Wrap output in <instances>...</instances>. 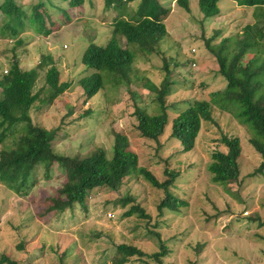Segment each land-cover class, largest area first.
Segmentation results:
<instances>
[{
    "label": "rangeland",
    "instance_id": "1",
    "mask_svg": "<svg viewBox=\"0 0 264 264\" xmlns=\"http://www.w3.org/2000/svg\"><path fill=\"white\" fill-rule=\"evenodd\" d=\"M14 1L28 14L42 1L39 14L44 23L37 27L26 23L19 36L20 46L15 40L0 38V75L9 70L13 54L24 71L37 65L41 55L50 54L60 82L71 83L49 105L36 102L28 112L32 124L48 131L57 129L51 143L54 153L85 157L103 148L110 157L113 133H120L137 155L139 168L159 182L167 180L166 172L176 175L168 192L186 205L179 212H160L165 191L134 173L118 192L105 188L91 191L85 209L74 205L62 213L50 212V200L65 183L66 175L61 165L54 164L47 177L40 165L25 196L0 182V258L7 256L19 264H115V248L126 244L147 256L129 257L124 264H264V160L250 144L256 135L238 116L240 107L223 98L226 82L206 47L214 49L227 40L230 50L243 37L245 27L252 26L259 46L244 55L243 63L259 57L257 65L263 66L261 1L239 6L237 0H219V14L205 20L198 0H187L190 12L177 0H158L168 14L162 20L167 36L157 52L146 53L136 45L119 43L133 54L129 85L115 86L112 76L101 72L103 88L90 99L78 83L90 73L81 62L84 51L89 44L106 45L114 21L132 16L140 0L128 3L123 15L106 10L104 0H83L75 9L68 7V0ZM1 21L0 14V25ZM162 58L169 64L171 78L165 98L168 124L157 147L137 131L134 111L138 107L144 116L160 115L155 94L143 85L146 81L160 85L165 76ZM193 61L195 67L190 66ZM43 75L36 81L34 93L43 88ZM259 80L261 87L253 100L264 106V71ZM197 101L209 103L212 121L201 122L194 148L183 153L179 142L170 137L171 122ZM25 130V123L13 126L0 150L13 148ZM222 136L235 137L240 144L239 175L227 184L215 183L209 171L212 154L227 152L220 143ZM134 207L148 217L136 211L127 216ZM156 234L167 250L159 262L148 257L160 251Z\"/></svg>",
    "mask_w": 264,
    "mask_h": 264
},
{
    "label": "trees",
    "instance_id": "2",
    "mask_svg": "<svg viewBox=\"0 0 264 264\" xmlns=\"http://www.w3.org/2000/svg\"><path fill=\"white\" fill-rule=\"evenodd\" d=\"M133 1L104 0V8L123 15L127 4ZM259 1L260 7H264V0ZM82 2L83 0H68V7L75 9L82 6ZM218 2L219 0H198V8L203 19H210L219 14ZM177 3L186 12H190L187 0H177ZM237 3L239 6L252 5L250 0H237ZM43 7V2L39 1L28 14L14 0H3L0 4L2 16L0 38L15 40L16 46L22 45L19 36L24 31L26 23L35 27L44 23L39 14ZM167 14L168 10L158 0H140L132 16L126 15V19L114 21L111 37L106 45L87 46L81 62L90 73L78 82L86 99L92 98L103 88L101 72H108L115 86L119 87L124 82L129 85L133 72V54L120 44L125 41L136 45L142 52L156 53L159 44L167 36L162 21ZM63 15L69 18L64 11ZM251 30L252 26H246L243 37L235 41L230 50L226 45L227 40H222L214 49L208 44L206 47L214 55L218 73L226 82V87L222 91L223 98L240 107L238 116L251 126L256 135L250 140V144L264 160V106L253 100L261 87L259 77L264 71V65H257L259 57L250 58L243 63L244 55L253 47L259 46ZM162 59L165 76L160 85L157 87L150 81L143 85L155 94L160 115L144 116L141 113L142 109L138 107L134 111L137 131L141 137L154 141L157 147L160 146L159 138L168 124V106L165 98L171 78L169 64L165 58ZM41 73L44 74L43 88L34 93L36 81ZM70 85V82H60V72L50 54L41 55L38 64L28 71L20 68L18 58L13 54L9 70L0 75V144L13 126L25 123L26 130L18 136L13 148L0 150V182L15 194L25 196L33 186L32 176L38 166L44 167V173L48 177L53 165L59 164L64 169L66 181L58 190L56 197L50 200L51 206L48 209L50 212L62 213L66 209H73L74 205H80L85 209V201L94 189L105 188L111 192H118L124 180L136 173L152 187L165 191V199L159 205L160 212L164 209L179 212L181 206L186 205L185 202L179 201L168 192V187L172 185L176 175H168L166 172L167 180L159 182L150 172L139 168L137 155L130 150L127 138L120 133H113L110 157L103 148H98L85 157H68L54 153L51 143L57 129L48 131L32 124L28 112L36 102L49 105ZM43 92H46L45 97L40 99ZM202 121H212L210 105L206 101L194 102L172 120L170 137L179 142L183 153L194 148ZM220 143L226 147L227 152L216 151L212 154L213 162L209 166V171L215 183L227 184L236 181L239 175L237 159L240 155V144L237 138L227 136H222ZM135 211L142 217H148L138 207L132 208L126 215L130 216ZM156 237L160 251L148 257L159 262L167 255V250L159 235L156 234ZM133 256L147 255L136 247L120 244L115 248L114 263L124 264ZM0 264L19 263L2 256Z\"/></svg>",
    "mask_w": 264,
    "mask_h": 264
},
{
    "label": "built area",
    "instance_id": "3",
    "mask_svg": "<svg viewBox=\"0 0 264 264\" xmlns=\"http://www.w3.org/2000/svg\"><path fill=\"white\" fill-rule=\"evenodd\" d=\"M192 52H194V50H192ZM190 66L195 67V62H194V61L191 62V63H190ZM5 72H6V71H5ZM109 216H111V215H109Z\"/></svg>",
    "mask_w": 264,
    "mask_h": 264
}]
</instances>
